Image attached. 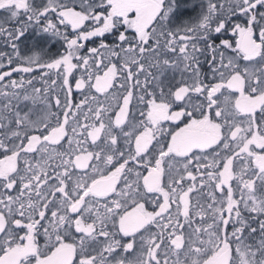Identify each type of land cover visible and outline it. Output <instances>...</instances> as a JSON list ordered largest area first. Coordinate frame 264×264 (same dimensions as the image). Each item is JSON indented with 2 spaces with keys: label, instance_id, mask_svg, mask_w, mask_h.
<instances>
[{
  "label": "snow or ice",
  "instance_id": "1",
  "mask_svg": "<svg viewBox=\"0 0 264 264\" xmlns=\"http://www.w3.org/2000/svg\"><path fill=\"white\" fill-rule=\"evenodd\" d=\"M0 264H264V0H0Z\"/></svg>",
  "mask_w": 264,
  "mask_h": 264
}]
</instances>
